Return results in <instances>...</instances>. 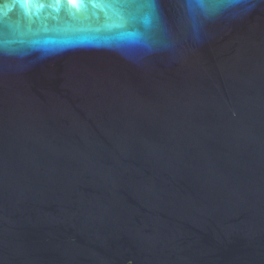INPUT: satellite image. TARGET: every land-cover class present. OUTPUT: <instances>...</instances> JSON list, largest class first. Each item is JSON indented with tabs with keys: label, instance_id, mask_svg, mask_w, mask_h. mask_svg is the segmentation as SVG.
I'll use <instances>...</instances> for the list:
<instances>
[{
	"label": "water",
	"instance_id": "water-1",
	"mask_svg": "<svg viewBox=\"0 0 264 264\" xmlns=\"http://www.w3.org/2000/svg\"><path fill=\"white\" fill-rule=\"evenodd\" d=\"M111 3L0 0V264H264V0Z\"/></svg>",
	"mask_w": 264,
	"mask_h": 264
},
{
	"label": "snow or ice",
	"instance_id": "snow-or-ice-1",
	"mask_svg": "<svg viewBox=\"0 0 264 264\" xmlns=\"http://www.w3.org/2000/svg\"><path fill=\"white\" fill-rule=\"evenodd\" d=\"M113 17L121 24L147 22L155 8V0H112Z\"/></svg>",
	"mask_w": 264,
	"mask_h": 264
},
{
	"label": "flooded vegetation",
	"instance_id": "flooded-vegetation-1",
	"mask_svg": "<svg viewBox=\"0 0 264 264\" xmlns=\"http://www.w3.org/2000/svg\"><path fill=\"white\" fill-rule=\"evenodd\" d=\"M59 1H60V0H59ZM67 1L69 2L70 0H67ZM68 11L74 12V13H76L78 16H82L81 10H79V8L74 7V6L71 5V4L68 5Z\"/></svg>",
	"mask_w": 264,
	"mask_h": 264
}]
</instances>
